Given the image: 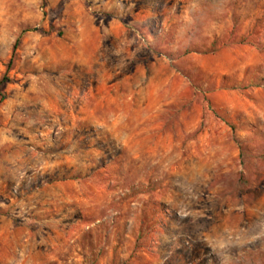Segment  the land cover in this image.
Returning <instances> with one entry per match:
<instances>
[{"label":"rangeland","instance_id":"374dc122","mask_svg":"<svg viewBox=\"0 0 264 264\" xmlns=\"http://www.w3.org/2000/svg\"><path fill=\"white\" fill-rule=\"evenodd\" d=\"M0 264H264V0H0Z\"/></svg>","mask_w":264,"mask_h":264},{"label":"trees","instance_id":"16d2710c","mask_svg":"<svg viewBox=\"0 0 264 264\" xmlns=\"http://www.w3.org/2000/svg\"><path fill=\"white\" fill-rule=\"evenodd\" d=\"M2 99H3V96L0 97V102L2 101Z\"/></svg>","mask_w":264,"mask_h":264}]
</instances>
